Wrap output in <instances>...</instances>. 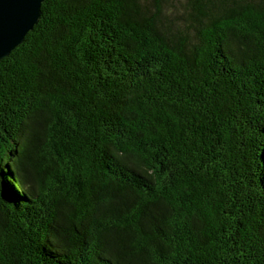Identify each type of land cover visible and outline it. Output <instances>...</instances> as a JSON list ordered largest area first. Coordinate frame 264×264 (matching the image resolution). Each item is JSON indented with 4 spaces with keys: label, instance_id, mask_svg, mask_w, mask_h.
<instances>
[{
    "label": "trees",
    "instance_id": "1",
    "mask_svg": "<svg viewBox=\"0 0 264 264\" xmlns=\"http://www.w3.org/2000/svg\"><path fill=\"white\" fill-rule=\"evenodd\" d=\"M0 264H264V0H45L0 61Z\"/></svg>",
    "mask_w": 264,
    "mask_h": 264
},
{
    "label": "water",
    "instance_id": "2",
    "mask_svg": "<svg viewBox=\"0 0 264 264\" xmlns=\"http://www.w3.org/2000/svg\"><path fill=\"white\" fill-rule=\"evenodd\" d=\"M45 0H0V61L8 57L37 25Z\"/></svg>",
    "mask_w": 264,
    "mask_h": 264
}]
</instances>
